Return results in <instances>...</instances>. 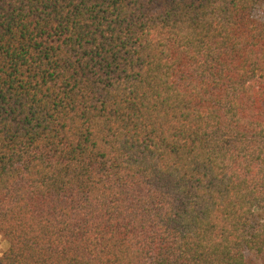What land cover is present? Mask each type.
I'll return each mask as SVG.
<instances>
[{
    "label": "trees",
    "instance_id": "obj_1",
    "mask_svg": "<svg viewBox=\"0 0 264 264\" xmlns=\"http://www.w3.org/2000/svg\"><path fill=\"white\" fill-rule=\"evenodd\" d=\"M0 264H264V0H0Z\"/></svg>",
    "mask_w": 264,
    "mask_h": 264
},
{
    "label": "rangeland",
    "instance_id": "obj_2",
    "mask_svg": "<svg viewBox=\"0 0 264 264\" xmlns=\"http://www.w3.org/2000/svg\"><path fill=\"white\" fill-rule=\"evenodd\" d=\"M5 249V242L3 237L0 235V253H2Z\"/></svg>",
    "mask_w": 264,
    "mask_h": 264
}]
</instances>
